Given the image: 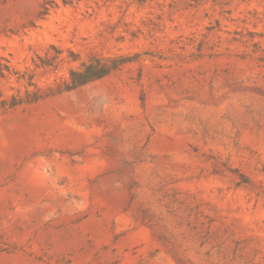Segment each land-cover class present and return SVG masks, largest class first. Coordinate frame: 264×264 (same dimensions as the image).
Returning a JSON list of instances; mask_svg holds the SVG:
<instances>
[{
  "label": "rangeland",
  "instance_id": "1",
  "mask_svg": "<svg viewBox=\"0 0 264 264\" xmlns=\"http://www.w3.org/2000/svg\"><path fill=\"white\" fill-rule=\"evenodd\" d=\"M0 65V264H264V0H0Z\"/></svg>",
  "mask_w": 264,
  "mask_h": 264
},
{
  "label": "trees",
  "instance_id": "2",
  "mask_svg": "<svg viewBox=\"0 0 264 264\" xmlns=\"http://www.w3.org/2000/svg\"><path fill=\"white\" fill-rule=\"evenodd\" d=\"M50 50H54L55 54L48 55L46 52L45 57L41 58L39 55V62L33 60L34 68L45 69L52 68L56 70L59 66L60 61L63 58H59V54L62 52L54 44H50ZM66 60L69 62L79 61V64L75 67L68 68L67 79L61 84H57L55 87H49L46 91L41 92L39 89L29 92L26 91L27 101L37 100L43 96L52 95L54 93H60L62 91H69L75 89L81 85H84L90 81L100 79L116 69L121 63L125 61L124 57H113V58H102L100 56H92L88 60H80L79 55L73 52L71 49H67ZM16 75L17 80H24L27 86H35L33 82L34 72L32 70L25 69L23 71H11L8 66L0 65V77H4L6 73ZM22 102L15 96H11L10 100L0 101V106L3 108H11Z\"/></svg>",
  "mask_w": 264,
  "mask_h": 264
}]
</instances>
